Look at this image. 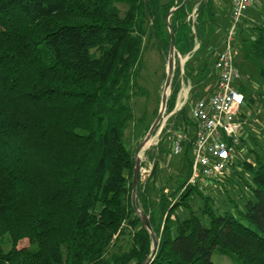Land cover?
Wrapping results in <instances>:
<instances>
[{"label":"trees","instance_id":"1","mask_svg":"<svg viewBox=\"0 0 264 264\" xmlns=\"http://www.w3.org/2000/svg\"><path fill=\"white\" fill-rule=\"evenodd\" d=\"M194 5L0 0V264H144L152 239L130 203L135 145L125 143L136 119L133 98L143 92L138 62L145 36L168 55L165 16L174 6L175 68L166 113L181 87V58L183 81L194 90L217 79L214 57L203 58L213 46L206 30L211 0L198 2L192 24L186 17ZM254 28L256 34L245 37L240 27L237 46L264 75V23ZM189 106L167 118L173 128L193 123ZM192 141H182L184 175L172 188L162 186L155 204L149 182L158 159L146 152L151 172L145 181L138 177L136 201L157 238L146 264H225L219 257L264 264V136L246 162L250 195L231 208L215 206L201 182L187 184ZM196 195L203 202L197 208L191 204ZM183 206L187 214L180 216ZM23 240L27 244L18 246Z\"/></svg>","mask_w":264,"mask_h":264},{"label":"rangeland","instance_id":"2","mask_svg":"<svg viewBox=\"0 0 264 264\" xmlns=\"http://www.w3.org/2000/svg\"><path fill=\"white\" fill-rule=\"evenodd\" d=\"M174 7V6H172ZM192 8V6H191ZM171 8H169L170 10ZM190 10V9H189ZM191 11V10H190ZM189 11V12H190ZM249 11V10H248ZM251 12L255 13L256 23L253 21L250 23L248 20L246 23L243 22L244 18L242 16L239 21L240 26L237 27L236 35L232 41L234 60L237 67L240 69V78L235 81V87L238 89L243 86L250 93V98L244 100L243 105L239 109L236 116V120L240 123V128L237 131L238 144L233 147V157L223 170L222 175L213 176L210 178H205L201 181L203 185L202 193L204 195H209L214 201L215 206L222 208H231L238 205L242 207L243 200L250 195V185H251V173L246 166V162H252L254 159V150L258 148L259 144L263 142L264 136V75L251 64L245 57L243 52H239L238 48V37L240 27L246 24V27L241 28L242 35L245 37H250L256 34V28L254 24L264 23V0H255L252 2ZM171 16L168 19L171 22ZM166 19V16H165ZM225 20L223 24L225 25ZM229 22L227 23V27ZM224 33V32H223ZM222 32L216 37L212 35V45L209 50H206L203 58L208 57L209 61L215 53H218L223 46L222 43ZM143 52L140 61L138 62V68L136 73V82L142 88V93L134 96L133 104L136 119L131 121L125 133V143L128 146L137 145L140 138L145 135V127L154 123L157 111L160 106V100L163 93V84L168 71V55L165 56L159 52L152 40L147 36L143 38ZM207 54V55H206ZM202 58V59H203ZM212 78V77H211ZM215 78L210 79L206 82V85L210 84L209 90L213 89V83ZM171 83V82H170ZM189 85V84H188ZM188 85L185 86V90H188ZM191 87V84L189 85ZM170 93H172V88L169 86ZM204 89L196 88V90L189 91V98L192 100H198L202 98ZM166 110H164L160 121L158 122L157 129L153 132L151 137V142L142 151L140 156V174L139 176L143 181L148 178L151 172V164L146 152L150 151L152 154H156L157 150V171L153 175L149 182L150 194L152 198V203L156 201L158 196V191L162 186H169L170 188L174 185V176H183L184 170L181 171L183 165V150L178 154H174L171 146V139L174 133L177 131L182 132V128L177 130V128L172 127V120L168 121L166 116ZM143 116L141 120L138 118ZM186 129L183 128V132L187 133L188 136H193L195 133V126L191 122L186 123ZM176 129V130H175ZM164 130V131H163ZM163 131V132H162ZM162 132V133H161ZM173 132V133H172ZM157 137V138H156ZM157 141L159 144L156 146ZM154 142V143H152ZM134 146V147H135ZM184 147V146H183ZM192 152L189 151V158H191ZM168 171H171L169 176ZM162 173V175H161ZM202 200L200 195H196L192 200V206L197 208V206L202 205ZM180 216H185L187 214L186 208L180 207L177 210ZM27 241L23 240L18 246L26 245ZM216 260V258H215ZM218 260L221 263L232 264L227 258L219 257ZM217 261V260H216Z\"/></svg>","mask_w":264,"mask_h":264},{"label":"built area","instance_id":"3","mask_svg":"<svg viewBox=\"0 0 264 264\" xmlns=\"http://www.w3.org/2000/svg\"><path fill=\"white\" fill-rule=\"evenodd\" d=\"M253 0H230L229 25L223 38V48L215 57L216 88L207 97L191 103L187 81H182L177 92L172 112L179 111L186 103H190L189 117L195 126L192 136V164L187 184H196L205 178L220 176L226 163L233 157V150L238 144L237 131L240 123L236 120L239 109L243 105V93L235 87L240 78V69L234 60L232 41L236 35L239 21ZM196 7L188 13L186 19L192 24L197 16ZM189 84V85H188ZM188 85V90L185 86ZM166 110V109H165ZM168 118V115L166 116ZM183 132H175L172 138L174 154L180 152Z\"/></svg>","mask_w":264,"mask_h":264},{"label":"water","instance_id":"4","mask_svg":"<svg viewBox=\"0 0 264 264\" xmlns=\"http://www.w3.org/2000/svg\"><path fill=\"white\" fill-rule=\"evenodd\" d=\"M170 10V14H172L175 10V7H172ZM167 16V15H166ZM166 23L170 32V41H169V52H168V61L170 65V69L167 71L165 80L168 79V87L165 88L163 87V93L161 96V100H160V106L159 109L157 111V115L155 117L154 123L150 126L149 130L147 131V133L145 135H143L142 138H140V141L137 143V145L134 148V168H133V174H132V190H131V204L132 207L134 209V211L136 212V214L139 216L142 224L145 226L144 228H146L148 230V232L150 233L151 239H152V248H151V252L150 255L147 257V259L144 261V264H146V262H148L150 256H152V254L155 252L156 247H157V238L155 236V233L153 232L150 222L148 220L147 215L144 213V211L137 205V201H136V196H137V182H138V177H139V172H140V155H138V146L140 144L141 141H145L148 139H151L153 132L155 131V129L158 126V122L160 121V118L158 114L160 113V111L165 110L166 108V103H167V99H169L171 93L169 90V86H170V82H171V78L173 75V70L175 68V49L174 48V35H175V27L173 26V24L170 22V20L168 19V16L166 17ZM184 64H185V59L181 58L180 59V75L183 81L184 78Z\"/></svg>","mask_w":264,"mask_h":264},{"label":"crops","instance_id":"5","mask_svg":"<svg viewBox=\"0 0 264 264\" xmlns=\"http://www.w3.org/2000/svg\"><path fill=\"white\" fill-rule=\"evenodd\" d=\"M195 5H194V7L198 4V2H200L201 0H191ZM253 1H255V0H253ZM252 1V2H253ZM211 4H212V12L210 13V15H209V22H208V24H207V26H206V30H208V31H210V32H212L211 34L213 35H215L216 37H218V34L220 33V32H226V28H227V23L229 22L228 20H229V17H230V0H211ZM249 8L246 10V12L244 13V15H243V18H244V21L243 22H247L248 20L250 21V23H252L253 21L256 23L257 21L255 20L256 19V14L255 13H253V12H251V8H252V3H251V5L250 6H248ZM191 9H193V7L192 8H190V10ZM249 10V11H248ZM226 18V20H225V25L223 24V20ZM256 24H254V26H255ZM240 26V25H239ZM247 25L246 24H243V25H241V28L242 27H246ZM224 33H223V35H222V43H223V38H224ZM224 46H222V48H223ZM222 50V49H221ZM220 50V51H221ZM218 53H215L214 55H213V57H214V59H215V57H216V55H217ZM216 82H217V79L214 81V83H213V89H211V90H209L208 89V87L210 86V84H208V85H206V86H204V92H203V97L202 98H207L214 90H215V88H216ZM190 84H191V82H189ZM192 85V84H191ZM191 90H194L193 89V86H191ZM195 91V90H194ZM200 99V98H199ZM196 100H192L191 101V103H194ZM173 111V110H172ZM169 112L168 113V117L169 116H171L172 114H174V112ZM185 126V125H184ZM184 126H181L182 128H184ZM182 132H183V130H182ZM173 133V132H172ZM184 134H185V139L184 140H187V139H189V136H188V134L187 133H185V132H183ZM192 137V136H191ZM157 143H158V141H157ZM156 143V146L158 145ZM172 144H173V142H172V139H171V146H172ZM183 147V146H182ZM182 147H181V149H180V151L182 150ZM158 150H157V153L156 154H152V153H154V152H152L151 154H152V156L153 157H155L156 155H158ZM168 173L170 174L171 173V171H168ZM161 175H162V173H161ZM172 175H174L173 173L172 174H170L169 176H172ZM179 176V175H178ZM178 176H174V179L176 178V177H178ZM169 188V187H168ZM168 188H166V190H168Z\"/></svg>","mask_w":264,"mask_h":264},{"label":"bare ground","instance_id":"6","mask_svg":"<svg viewBox=\"0 0 264 264\" xmlns=\"http://www.w3.org/2000/svg\"><path fill=\"white\" fill-rule=\"evenodd\" d=\"M170 11H172V10H169V12H168V14H167V16L169 17V15H170ZM166 16V17H167ZM170 69V65H168V70ZM168 84H169V82H168V79H166L165 81H164V86L163 87H165V88H167L168 87ZM166 109V108H165ZM162 114H163V110L162 111H160V113L158 114V116L159 117H161L162 116ZM157 138V137H156ZM151 142V139H148V140H145V141H141L140 142V144H139V146H138V155H142V151L148 146V144ZM152 143H154V142H152Z\"/></svg>","mask_w":264,"mask_h":264}]
</instances>
